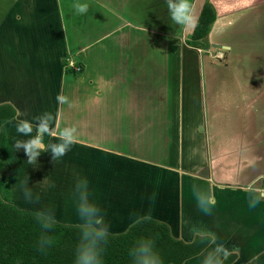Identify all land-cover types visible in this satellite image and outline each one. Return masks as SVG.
<instances>
[{
    "label": "crops",
    "instance_id": "1",
    "mask_svg": "<svg viewBox=\"0 0 264 264\" xmlns=\"http://www.w3.org/2000/svg\"><path fill=\"white\" fill-rule=\"evenodd\" d=\"M12 2L11 10L8 13L12 16L11 23L0 22V105L10 104L13 106L16 116L0 128V158H4L5 167H8L0 176L1 179L7 180L11 174H15L19 179L23 177L21 176L22 172L26 168H30V164L27 162L28 157L23 148L17 150L18 156L23 160H10L11 157L14 159L13 156H16L14 147L16 141L29 138L17 131L20 122L27 120L35 125V118L49 113L53 117V130L51 135L44 137L45 144L59 143L58 133L65 127L74 126L77 142L71 146L69 154H81L86 163L93 164L100 161L105 168H112L116 172L133 168L140 179L142 176L147 177L148 171L156 170L155 177L149 181V187L153 184L156 187L155 192L162 198V201L156 206H164L166 191L175 195L174 200H172V195L171 198L168 197V200L172 201L171 204H165L164 208L159 211H153L150 203L144 206L143 211L141 198L136 199L133 204L129 202L120 205L119 214L122 219L115 218L112 228L110 227L111 222L107 224L108 214H113L111 206L108 205L107 212H102V214L110 234L123 233L137 220L149 217L166 223L174 237L185 240V242H192L191 229L195 226L215 232L211 224L216 226L215 217L219 214L215 206L211 213H203L200 218L187 211V207L197 206L194 198L190 199L192 190L198 189L199 191L202 187L205 190H211L214 187L213 190L216 192L225 189L230 191L240 189L246 196L248 195L247 200H249V187H246L247 185L233 186L232 180L228 178V174L237 167V164H240L239 168L241 167L245 156V152L241 151L239 155L243 158H238V149L233 155L232 147L227 144V142L230 143L228 141L230 128L237 123L236 118L245 120L246 116L241 114L235 118V112L231 109L233 105H228L233 102L231 101L233 94L238 96V92L245 93L244 87L238 82V74L233 70L232 63L225 65L229 66L227 71H220L227 75L232 69L229 88L235 85L238 88L229 90L231 95L228 96L229 91L220 90L217 84L214 85L216 90L213 96V111L211 118L206 121L208 105L203 82L199 80L198 89L196 86L190 87L188 82H176L177 75L181 76L178 78L184 79L185 76L189 77L191 74L183 62L184 64L187 62L188 66L193 62L199 67L198 75H202L200 68L203 54L196 52L197 49H194L195 52H191L192 48L186 42V38H191L193 31L186 34L184 29H178L179 31L175 32L179 40L186 45V47L182 46L179 41L177 54L180 57L176 59L175 55L169 54L170 46L168 45L160 46L158 51H161L162 57L156 56L157 53L152 50V44L157 41L152 38L156 36L155 34L142 30L133 32L126 27V29L113 30L108 34V38L111 37L109 38L111 45L100 39L97 44L94 43L87 47L86 53H82L84 60H87L88 63L79 65H81V70L83 68V73L86 68L88 72L86 77H78L74 80L73 75L66 77L63 74L64 53L62 52V35L57 7H50V5H57L56 0H39L38 7L34 4L31 5L29 0H23V4L28 5L27 11L17 9L19 6L21 8L24 6L18 4V0H12ZM42 2L46 3L41 4ZM144 36L151 38L150 41ZM22 39H24V43L21 46L14 42ZM103 43V46L96 47ZM230 48L229 46L225 49L231 50ZM206 62L207 59H205V65ZM209 66L219 70L213 65L209 64ZM249 67H251V63ZM182 69L185 70V73L181 74ZM249 72L250 74H245L244 77L250 80V87L262 86L264 88L263 62L262 65H258L256 70H249ZM219 83L227 82L223 80ZM262 91L261 96H256L257 100H260L259 103L262 104V111L255 114L256 127L260 132L264 130V90ZM226 99L229 100L226 101ZM202 105L204 106L203 113L201 112ZM227 111H230L228 116ZM260 116L261 118H259ZM242 123L246 124V121ZM95 133H100L101 137L98 138ZM177 143L180 145L175 146ZM248 145L253 150L263 147L258 140L249 142ZM198 149L206 155L208 165L207 176H199L197 179L199 172L193 170L191 166L195 163L200 165L195 155ZM262 155H264L262 152H259V156L252 157L251 155L249 164L257 165L259 175L251 177L252 182L249 184H255L259 179L264 180V165L260 166L259 164L263 163L261 158L264 156L262 157ZM39 156L41 161L37 162V165L41 168L39 169L41 176L44 171L43 167L49 163V152H42ZM10 163L13 165V170L9 168ZM187 167L189 169H186ZM71 169H68V173H64V176L57 177H64L60 180L69 183ZM162 171L172 174L174 182L181 178L185 180L181 184V191L166 185V176L159 177ZM200 172H203L201 167ZM219 172H222L221 175L218 174ZM110 180H114V178ZM195 180H202L205 184L211 183L199 186ZM40 186L46 191L48 190L46 184L40 183L38 187ZM52 193L56 194L53 198L70 195L68 191L54 192L51 190L46 196L39 193V210L45 211L44 203L45 205H47L46 202L51 203L49 200L52 198ZM255 193L261 194L257 190ZM71 196L73 197L72 194ZM227 196L226 193L225 195L219 194V199L227 201ZM12 203L23 211L35 209L30 206L31 204L21 205L19 199ZM216 203L215 201V205ZM62 204L68 206L64 202ZM69 204L71 205L72 202ZM56 205H61V203ZM146 209L148 212H145ZM170 211H176V213L167 217L166 213ZM261 211L264 212V206ZM32 212L37 213L38 210ZM67 212L70 214L55 216L56 221L60 219L80 222L73 211ZM74 214L76 220H68V216ZM228 220L229 218H226L225 223ZM77 222L72 225H79ZM259 225L258 223L257 226ZM222 230L227 231V229L221 228L219 241L225 243L229 248L235 245L240 251L241 246L238 241L234 244L230 243L237 239L232 237L227 241L230 236L226 237ZM239 255L243 256V253L239 252ZM246 255L248 256L245 259L248 261L252 255L248 253ZM197 257H201V254ZM190 261H193V258ZM186 262L191 264L189 260ZM232 264H240L237 261V256Z\"/></svg>",
    "mask_w": 264,
    "mask_h": 264
},
{
    "label": "rangeland",
    "instance_id": "2",
    "mask_svg": "<svg viewBox=\"0 0 264 264\" xmlns=\"http://www.w3.org/2000/svg\"><path fill=\"white\" fill-rule=\"evenodd\" d=\"M29 1V3L31 5L34 4V6L39 4V0ZM231 1L233 2V5ZM231 1L188 0V4L191 6V20L187 23H177L171 19L167 7V0H56L58 6L50 5V7H57L62 35V52L64 53L62 62L63 74L66 77H71L73 75L74 80L78 77H86L88 71L86 68L83 73L82 68L77 75L78 72H76L74 68H71V64H75L76 68L81 66L79 65L80 63L86 65L88 61L84 60L82 54L86 53V48L94 43L97 44L100 39L108 45H111L109 39L111 37L108 38V34L118 28H127L133 32L136 30H142L155 34L156 36H153L152 38L153 40H157L155 42L158 43L154 42L152 44V50L157 53L156 56L158 58L162 57L161 51L158 50H160L161 45H168L170 46L168 48L169 54L175 55V58L178 59L180 56L177 54V49L180 40L179 37L175 35V32H178L180 29H184L186 34L192 32L206 3H210L214 9L216 8L217 20L208 35V39L193 44L191 43L190 37L188 39L186 38L187 44L192 48L190 49L191 52H195L194 49H197L196 52L198 51L203 54L202 66L200 68L202 75H198L199 67L193 64V62H191L189 66L187 62L186 64L183 62V65L185 68H189L191 74L189 77L184 74V79L178 78L180 75H177L176 82H188L190 87L196 86L197 89V83L199 80L203 82L205 85V96L208 105L206 109V121L211 118L213 111V96L216 90V86L214 85L217 84L220 90L226 89L227 91L232 88H238L236 85L229 88L232 69L227 75L220 71L229 69V66H225L226 64H233V70L238 74V82L244 87L245 93L238 92V96L237 94H233V98L231 99V101H233L232 104L228 103V105H233L231 109L235 112V118L239 117L241 114L246 115L244 117L245 120L236 118L237 123L230 128L229 139L231 141L228 139L230 143L227 142V144L232 147L231 153L235 155L236 149H238V158H243V156L239 155L241 151L245 152V156L241 163V167L239 168L240 164H237V167L235 169L233 168V171L228 174V178L232 180L233 186L243 187L247 185L246 187H249V189L255 188L261 193H255L260 196V200L256 205V208H250L248 207V195L246 196L245 193L240 191V189H236V191L225 189L221 190V192H216V190H213V187L211 190L214 192L215 201L217 202L215 208L218 209L217 212L219 214L215 217L217 222L216 226L212 223L211 227L215 229L214 233L218 238L221 237V228L227 229V231L222 230V233H225L226 237L230 236L227 241L234 237V239L237 240H232L230 243L234 244L238 241L241 246L239 252L241 254L243 253V256L239 255V258L237 256V261H239L240 264H248V261L245 259V257L248 256L246 253L250 255L264 253V212L261 211L264 206V194L262 193L264 191V180L259 179L255 184H249L252 182L250 180L251 177L254 178L259 175V168L257 165L249 164L251 155L252 157L255 155L259 156V152L264 154V130H261V132L258 130L255 119V114L261 113L262 111V104L259 103L260 100H257L256 96H261L264 88L262 86H254L251 88L250 80L245 79L244 75L250 74L249 70H256L258 65H262V62L264 65V0ZM43 3L45 4L46 2H42L41 4ZM12 4V0H0V22L8 21L11 23L12 19L10 18L12 16L10 14L8 15V13L11 10ZM18 4H23V0H18ZM23 5L22 8L19 6L17 9L27 11L28 5ZM173 36L174 38H172ZM144 38L147 39L148 37L144 36ZM144 38L143 40H145ZM121 41H123L122 38ZM14 42L21 46L24 43V39ZM180 43L182 46L186 47L181 41ZM103 45L104 43L98 44L96 47H101ZM229 46L231 47V50H226L225 48H229ZM204 58L207 59L206 65ZM233 60L234 62H232ZM250 63L251 67H249ZM209 64L219 70L211 68ZM181 71V74L185 73V70L182 69ZM223 80L227 83H219L223 82ZM225 84H227V86H225ZM227 95H231L230 91ZM228 100L229 99H226V101ZM91 111L92 109L90 112ZM203 111L204 106L202 105L201 112L203 113ZM227 112V116L230 115V111ZM259 118H261V116ZM243 121H246V124H243ZM95 134L98 138L101 137L100 133ZM177 140L179 141L178 138ZM254 140L260 141L263 147L258 148V150H253L248 143ZM98 143L102 144L104 142ZM178 145L180 144L177 143L175 146ZM17 150L18 149H16V156H13L14 159L11 157L10 160H23L18 156ZM69 151L63 157L56 160H53L52 153L49 152V163H46L45 167H43L44 171L41 176L39 175V169L41 168L37 165V162L41 161V157L38 156L36 164H30V168H26L22 172L21 176L23 177L18 179L15 174H11V177L7 180L3 178L1 179L0 177V197H2V200L13 204V201L17 202L19 199L21 205L28 206V204H31L30 206L35 208L32 211H40L39 193H43V196H46L49 195L51 190L54 192L68 191L70 195H61L59 198H53L56 194L52 193V198L49 200L51 203L46 202L47 205L44 203L43 208H46L45 211L52 210L55 216L69 215L70 213L67 211H73L77 216L78 194L75 186L78 181L83 180L87 183L90 200L95 202L103 213L105 211L107 212L108 205L111 206L113 214L109 213L107 217V224L109 222L112 223H110L111 228L115 218H117V220L122 219L121 214H119L120 205L129 202L133 204L136 199L141 198L143 211L144 206H147L149 203L151 204V209H153V211H159L164 208L165 204H171L172 201L168 200V197L171 198L172 194L170 191H166L164 195V206H156L162 201V198L155 192L156 187L153 184L149 187V181L151 178L155 177L157 173L156 170L148 171L149 173L147 177L144 178L142 176L140 179L136 170L133 168H131V170L126 169L116 172L112 168H105L100 161L94 162L93 164L91 162L86 163V161H83L84 159L81 154H69ZM195 155L200 165L195 163L191 168L199 172L197 174L198 179L199 176H207L206 168L208 165V159L199 149L195 152ZM263 156L264 155H262V157ZM0 159L3 161L4 158ZM261 160L263 163H259L260 166L264 165V158H261ZM200 167L203 172H200ZM7 168L8 167L4 166L0 170V176L3 175ZM9 168L13 170V165L11 163L9 164ZM142 168L144 169V166H142ZM68 169H71L69 171L71 176L68 178L70 182L67 183V181H65L64 183V181L60 180L64 177L59 178L57 176H64V173H68ZM186 169L189 168L187 167ZM220 173L222 172H219L218 174ZM225 174L227 175L226 172ZM162 175L166 176L165 182L169 188L173 187L176 190L179 189L181 191V184L185 181L183 178L176 180L175 183L172 174L162 171L160 172L159 177L161 178ZM45 177L48 181L46 184L47 191L45 188L43 189L42 186L38 187ZM113 178L114 180H110ZM248 180L250 181L248 182ZM195 181L199 186L211 183L209 182L205 184L202 180ZM25 184L27 188L31 189L32 202H28L24 199L23 186H25ZM185 186L187 187V184ZM201 190L205 189L202 187ZM195 192H198V189L192 190V193H190V199L194 198V201H196L194 195ZM225 193L228 194L227 201L220 200L219 194L225 195ZM248 194L251 195L252 193L249 192ZM65 198H68V200H65ZM174 199L175 195H172V200ZM62 202L68 206H65ZM70 202H72L71 205L69 204ZM55 203H61V205H56ZM187 211L198 218L203 214L197 206L193 208L187 207ZM145 212H148V209H146ZM174 213H176V211H170L169 213H166V216L171 217ZM75 214L68 216V220L75 221ZM226 218H229L227 223H225ZM256 219L259 221L256 222ZM57 221L69 225L76 224L77 222L63 221L60 219H57ZM77 223L79 224L80 222ZM258 223L260 224L259 226H257ZM200 258L201 257H195L193 258V261L189 260V262H191V264H199ZM184 264L190 263L185 262ZM257 264H264V256H261Z\"/></svg>",
    "mask_w": 264,
    "mask_h": 264
},
{
    "label": "trees",
    "instance_id": "3",
    "mask_svg": "<svg viewBox=\"0 0 264 264\" xmlns=\"http://www.w3.org/2000/svg\"><path fill=\"white\" fill-rule=\"evenodd\" d=\"M215 20L214 7L206 3L193 29L191 43L207 40ZM15 116L13 106L0 105V128ZM4 166L0 159V170ZM35 215L36 212L23 211L0 197V264H74L80 240L78 225L57 222L45 232ZM42 236L51 240V244L43 249L40 247ZM142 238L154 241L163 264H184L199 256L205 247L199 242H185L174 237L166 223L142 218L123 233H109L103 245L102 264H133L130 249ZM235 260L236 256H232L225 264H232Z\"/></svg>",
    "mask_w": 264,
    "mask_h": 264
},
{
    "label": "clouds",
    "instance_id": "4",
    "mask_svg": "<svg viewBox=\"0 0 264 264\" xmlns=\"http://www.w3.org/2000/svg\"><path fill=\"white\" fill-rule=\"evenodd\" d=\"M167 7L171 19L177 23L190 22L191 6L188 0H167ZM33 125L30 121L22 120L17 127V131L26 137L25 140L16 141V149L23 148L29 164H36L37 157L42 152H51L53 160L63 157L77 142L76 128L68 126L58 133L59 143L45 144L44 137L51 135L53 130V117L45 113L35 118ZM40 183L47 184L45 177ZM77 216L80 221V240L75 252L74 264H102L103 245L106 244L109 230L104 221L100 207L89 198V192L86 181H78L76 184ZM252 193L249 197V207L254 208L259 203L260 196L256 195L255 189L250 188ZM24 199L32 202L31 189L23 186ZM197 207L205 214L211 213L215 206V195L212 190H199L194 193ZM35 218L40 227L45 231H50L57 223L55 214L52 210H40ZM145 219H150L145 217ZM191 234L194 242H199L205 247L202 250L199 264H225L232 256H239L237 246L229 248L225 243L219 241L216 234L208 229L193 227ZM51 244L50 238L42 236L40 247ZM130 257L133 264H163L159 253L155 249L154 241L149 238H142L130 249ZM264 253H255L248 259V264H257Z\"/></svg>",
    "mask_w": 264,
    "mask_h": 264
},
{
    "label": "built area",
    "instance_id": "5",
    "mask_svg": "<svg viewBox=\"0 0 264 264\" xmlns=\"http://www.w3.org/2000/svg\"><path fill=\"white\" fill-rule=\"evenodd\" d=\"M71 67L74 68L76 70V72L81 71L80 67H78V68L75 67V64H71ZM262 193L264 194V191Z\"/></svg>",
    "mask_w": 264,
    "mask_h": 264
},
{
    "label": "water",
    "instance_id": "6",
    "mask_svg": "<svg viewBox=\"0 0 264 264\" xmlns=\"http://www.w3.org/2000/svg\"><path fill=\"white\" fill-rule=\"evenodd\" d=\"M217 47H219V46H217Z\"/></svg>",
    "mask_w": 264,
    "mask_h": 264
}]
</instances>
